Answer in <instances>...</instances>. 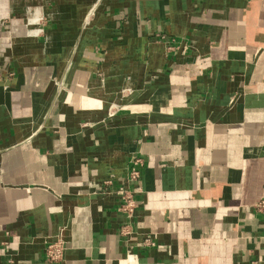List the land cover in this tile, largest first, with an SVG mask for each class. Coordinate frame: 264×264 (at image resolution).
I'll return each mask as SVG.
<instances>
[{"label":"crops","instance_id":"1","mask_svg":"<svg viewBox=\"0 0 264 264\" xmlns=\"http://www.w3.org/2000/svg\"><path fill=\"white\" fill-rule=\"evenodd\" d=\"M260 200L264 0H0V264H264Z\"/></svg>","mask_w":264,"mask_h":264},{"label":"built area","instance_id":"2","mask_svg":"<svg viewBox=\"0 0 264 264\" xmlns=\"http://www.w3.org/2000/svg\"><path fill=\"white\" fill-rule=\"evenodd\" d=\"M140 167V159L138 157L132 156L129 161L127 173L121 181L119 188L115 192V194L120 199V204L117 208V211L120 212L127 221L120 229L119 234L122 237L130 236L128 220L133 217L135 208L137 206V203L134 201L133 194L134 190L136 189L134 187L139 188ZM109 184V181L105 182V185ZM254 209L256 213L264 217V200L257 202L254 205ZM66 250L67 245L61 239L48 244L45 248L44 264H57L62 260Z\"/></svg>","mask_w":264,"mask_h":264},{"label":"bare ground","instance_id":"3","mask_svg":"<svg viewBox=\"0 0 264 264\" xmlns=\"http://www.w3.org/2000/svg\"><path fill=\"white\" fill-rule=\"evenodd\" d=\"M28 21H29V22H28V24H29V28L31 29V31H33V29H34V24H35V20L29 17V20H28ZM35 27H36V26H35Z\"/></svg>","mask_w":264,"mask_h":264}]
</instances>
